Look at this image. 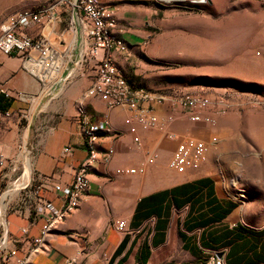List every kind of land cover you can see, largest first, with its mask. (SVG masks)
Masks as SVG:
<instances>
[{"label": "crops", "instance_id": "0c3cea01", "mask_svg": "<svg viewBox=\"0 0 264 264\" xmlns=\"http://www.w3.org/2000/svg\"><path fill=\"white\" fill-rule=\"evenodd\" d=\"M49 1L0 0V23L15 12L32 5L43 7ZM158 1L98 0L115 8L120 35L130 44V57L152 35L150 27ZM40 31L29 30L34 36ZM42 33L61 44L63 69L59 79L46 81L41 75L33 76L23 67L22 59L0 55V94L8 102L6 110L0 111V155L4 157L0 167V262L16 264L18 259H26L31 264H203L204 255L222 247L228 250V264H248L254 256H264V240L235 236V227L242 225L236 213L238 205L223 219L217 218V205L227 208L228 202L222 199L216 178L206 170L180 176L169 173L163 165L177 146V138L187 131L183 115L160 105L155 129L140 132L141 144H135L124 124L126 110L109 111L101 100L84 98L95 70L83 62L85 44L80 29L70 27L67 15H61L51 29L45 28ZM118 62L137 85L128 71V60L119 57ZM80 106L89 121L107 116L120 131L119 137L104 135L97 144L100 152L113 148L115 154L110 165H94L89 172L91 188L80 208L36 249L48 217L37 212L40 198L61 206V194L55 186L71 185L76 171L89 157L81 133ZM45 111L49 125L44 130ZM66 148H70L67 154ZM151 156L155 161L145 176L115 175L116 169L140 166ZM25 164L31 174L22 176V186L28 189L12 190L14 169H22ZM44 177L53 178L44 183ZM204 179H208L205 184L195 185ZM212 218L216 221L205 222ZM123 220L126 228L118 232L115 224Z\"/></svg>", "mask_w": 264, "mask_h": 264}, {"label": "rangeland", "instance_id": "374dc122", "mask_svg": "<svg viewBox=\"0 0 264 264\" xmlns=\"http://www.w3.org/2000/svg\"><path fill=\"white\" fill-rule=\"evenodd\" d=\"M158 2L150 27L152 35L131 54L128 71L138 86L167 98L182 93L209 96L217 126L192 123L183 116L187 131L179 137L210 142L216 139L209 162L199 173L206 170L219 181L224 201L238 200L236 213L243 226L239 223L235 227L240 231L237 234L261 242L264 240V0ZM37 6L27 9L40 8ZM62 69L49 80L59 79ZM165 105L181 113L168 101ZM47 119L45 111L44 130L49 125ZM26 123L23 122V127H27ZM169 158L163 165H167L169 173L176 174L168 166ZM30 174L27 164L22 169L16 167L11 189H22V176ZM238 189L245 190L243 197L238 196ZM251 264H264V256H254Z\"/></svg>", "mask_w": 264, "mask_h": 264}, {"label": "built area", "instance_id": "2783aa9c", "mask_svg": "<svg viewBox=\"0 0 264 264\" xmlns=\"http://www.w3.org/2000/svg\"><path fill=\"white\" fill-rule=\"evenodd\" d=\"M67 15L70 27H78L83 36L85 50L83 62L94 67L95 75L84 98L101 100L109 111L124 109L127 115L124 124L133 137V142L141 144L140 132H150L155 129L158 118L156 109L168 101L192 123H203L211 128L217 126V118L211 113V100L206 94L182 93L167 98L158 93L138 86L131 82L118 62L119 57L129 61L130 44L120 35L119 20L115 8L106 6L98 0H50L48 4L37 9H26L8 16L0 24V55L17 57L23 60V67L33 76L53 75L63 66L60 42L49 34H43L45 28L51 29L57 18ZM38 28L36 36L29 32ZM2 91V88H0ZM81 117V133L89 149V157L76 171L73 182L67 187L55 186L59 192L62 204L57 207L40 198L37 212L47 214V222L43 227V236L36 240L37 248L47 235L59 229L66 220L76 212L87 196L91 181L89 172L97 162L104 166L110 165L115 151L113 148L100 152L97 144L104 135H116L115 129L106 116L104 119L91 122L83 116L82 106L79 109ZM177 146L172 151L168 166L173 172L184 175L189 172H199L209 162V157L216 139L206 141L190 136L177 138ZM70 148L64 149L69 153ZM155 161L149 157L146 162L137 167H123L115 171L116 176H141ZM4 157L0 155V167ZM53 177H44L48 183ZM28 189V186H24ZM245 190L238 189V196L243 197ZM233 199V198H232ZM43 201V202H42ZM235 203L238 200L233 199ZM239 203V202H238ZM118 232H123L126 222L115 224ZM13 255L16 252H12ZM228 250L220 248L207 253L203 264H228ZM16 264H31L26 259H18Z\"/></svg>", "mask_w": 264, "mask_h": 264}, {"label": "trees", "instance_id": "16d2710c", "mask_svg": "<svg viewBox=\"0 0 264 264\" xmlns=\"http://www.w3.org/2000/svg\"><path fill=\"white\" fill-rule=\"evenodd\" d=\"M8 106V102L7 100H5V97L3 95L0 94V111H5L6 108ZM208 181V179H204V180H199L198 182H196L195 185H203ZM193 186V185H192ZM191 185H188V187H192ZM187 187V186H186ZM177 188H174L171 190V192L175 191ZM237 207V203L233 202V201H229L228 202V206L227 208H222V206L220 204L217 205L216 209L218 210V214H217V218L219 219H223L227 214H229L233 209H235ZM211 220L216 221L215 218L212 219H207L205 222L209 223L211 222ZM238 231V230H236ZM263 232V231H262ZM236 233V237H241L239 234L240 231L235 232ZM225 236V235H224ZM222 248H226V247H222ZM216 250V249H215ZM204 262V261H203ZM248 264H251V261L248 262Z\"/></svg>", "mask_w": 264, "mask_h": 264}, {"label": "bare ground", "instance_id": "6f19581e", "mask_svg": "<svg viewBox=\"0 0 264 264\" xmlns=\"http://www.w3.org/2000/svg\"><path fill=\"white\" fill-rule=\"evenodd\" d=\"M38 74L41 75V76H44V77H43L44 80L47 81L48 79H50V78H52V77H55V75L57 74V71H55L51 77H50L49 75H44V73L42 72V70L39 71ZM39 77H40V76H39Z\"/></svg>", "mask_w": 264, "mask_h": 264}]
</instances>
